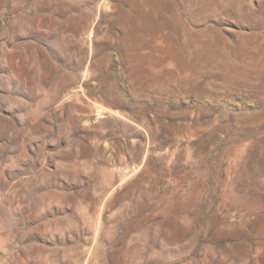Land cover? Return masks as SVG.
<instances>
[{
    "label": "rangeland",
    "instance_id": "1",
    "mask_svg": "<svg viewBox=\"0 0 264 264\" xmlns=\"http://www.w3.org/2000/svg\"><path fill=\"white\" fill-rule=\"evenodd\" d=\"M0 264H264V0H0Z\"/></svg>",
    "mask_w": 264,
    "mask_h": 264
}]
</instances>
